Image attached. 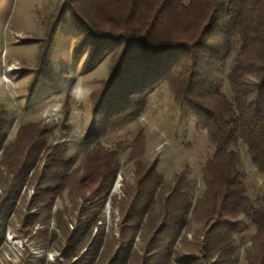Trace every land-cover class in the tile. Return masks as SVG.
<instances>
[{
	"label": "trees",
	"instance_id": "obj_1",
	"mask_svg": "<svg viewBox=\"0 0 264 264\" xmlns=\"http://www.w3.org/2000/svg\"><path fill=\"white\" fill-rule=\"evenodd\" d=\"M61 1L42 39L43 55H48L58 24L68 12L81 45L89 43L96 56L112 52L109 78L92 94L94 123L88 141L101 128L136 117L148 92L166 82L181 108L215 144L202 168L205 191L195 202L185 190L188 167L172 182L166 181L156 162L144 163L143 148H132L134 184H126L119 201V238L102 252V264H171L175 257L180 263L235 264L234 233L243 226L241 213L255 227L248 264H264V207L246 194L247 174L239 168L235 149L242 141L264 176V0ZM235 37L240 45L227 73L232 90L229 97L221 90L219 77ZM42 59L35 85L46 65V58ZM3 115L0 109V151L4 150L2 159L12 178L0 204V219L14 209L16 190L25 184L42 149L37 148L39 139L30 138L10 155L4 148ZM84 161L76 174L51 161L37 170L34 178L39 196L33 206L50 209L55 194L71 187L84 196L99 194L101 204L93 207L99 210L106 185L114 181L119 169L118 149L96 146L87 150ZM96 213L87 214L75 231L66 233L69 246L61 257L71 261L80 255L77 244L98 221ZM186 227L193 231V238L183 240L180 253L176 246ZM139 231L141 246L135 251ZM101 240L102 236L89 253L92 261Z\"/></svg>",
	"mask_w": 264,
	"mask_h": 264
},
{
	"label": "rangeland",
	"instance_id": "obj_2",
	"mask_svg": "<svg viewBox=\"0 0 264 264\" xmlns=\"http://www.w3.org/2000/svg\"><path fill=\"white\" fill-rule=\"evenodd\" d=\"M61 2L0 0V109L4 110V148L11 155L14 148L30 138L39 139L37 148H42L25 184L16 190L18 199L14 209L0 219V264H102V252L119 238L122 221L119 201L126 184H134L136 163L131 151L137 146L143 148L144 163L156 162L157 171L166 181L172 182L176 174L188 167L185 190L193 202L206 188L202 168L214 152L215 144L207 131L197 127L190 113L181 108L166 82L148 92L145 106L136 117L114 122L110 128L92 134L96 136L92 140L86 139L94 123L92 94L109 78L112 52L96 56L89 43L81 45L82 39L73 29L68 12L58 24L48 55L44 56L46 47L42 39L48 34L50 17L58 13ZM239 45L240 39L235 37L219 77L221 90L229 97L232 90L227 73ZM41 57L46 58V65L41 81L35 85ZM100 145L110 151L118 149L120 165L114 181L106 185L99 210L93 209L101 204L99 194L84 196L71 187L55 194L50 209L33 206L39 196L34 178L37 170L51 161L75 173L83 167L87 150ZM235 149L240 156L239 168L247 174L246 194L256 205L264 207V176L252 163L242 141ZM3 151H0V204L12 178L8 163L2 159ZM66 159L70 161L64 163ZM92 212H97L98 221L77 244L80 255L71 261L61 257L63 249L69 246L66 233L75 231ZM240 218L243 226L234 233L235 264H248L255 227L246 214L241 213ZM191 225L196 229V223ZM140 234L141 231L134 240L135 251L140 250ZM100 236L101 246L92 261L89 253L97 246ZM185 238H193L189 227L183 230L177 243L180 253ZM171 264L206 263H180L175 257Z\"/></svg>",
	"mask_w": 264,
	"mask_h": 264
}]
</instances>
